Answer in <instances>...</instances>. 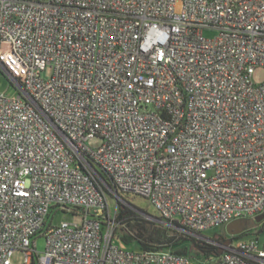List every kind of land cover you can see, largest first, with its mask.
<instances>
[{
  "label": "built area",
  "instance_id": "obj_1",
  "mask_svg": "<svg viewBox=\"0 0 264 264\" xmlns=\"http://www.w3.org/2000/svg\"><path fill=\"white\" fill-rule=\"evenodd\" d=\"M257 66L264 0H0V73L17 89L0 92V264H264L257 237L202 235L264 213ZM119 193L222 253L118 246Z\"/></svg>",
  "mask_w": 264,
  "mask_h": 264
},
{
  "label": "trees",
  "instance_id": "obj_2",
  "mask_svg": "<svg viewBox=\"0 0 264 264\" xmlns=\"http://www.w3.org/2000/svg\"><path fill=\"white\" fill-rule=\"evenodd\" d=\"M116 223L115 233L121 244L125 245L127 249L148 251L167 248L197 261L219 255L217 244L209 243L184 232L171 234L170 228L142 218L120 202H117ZM262 231H264V217L254 227L230 237L234 239L248 233L259 234ZM227 237H229L228 234L226 236L219 235L211 240L222 244Z\"/></svg>",
  "mask_w": 264,
  "mask_h": 264
},
{
  "label": "rangeland",
  "instance_id": "obj_3",
  "mask_svg": "<svg viewBox=\"0 0 264 264\" xmlns=\"http://www.w3.org/2000/svg\"><path fill=\"white\" fill-rule=\"evenodd\" d=\"M216 34V30H210L207 29L204 31V36L206 37H213ZM51 75V69L48 68L46 71L42 73L43 77H48ZM251 79L254 83L259 84L264 81V67L257 66L254 69V72L251 76ZM0 92H3L5 96L11 97L17 94V89L15 86L9 83V79L0 73ZM101 139L98 137H94L89 139L86 144L89 147H97L100 145ZM108 205L109 208L113 211L115 209V206L117 202H120L122 204H125L127 207H129L131 210L135 211L139 216L142 218L155 222L159 225L165 226L170 228L171 234H177L181 233L182 231L176 228L175 225L169 224L167 222H161L159 217V212L156 210V208L144 197L135 195L132 193H119L117 197L115 196H108ZM81 214H72V213H58L54 216L52 219V225H57L59 222L65 220L68 222L73 223H80L81 221ZM202 235L212 239L219 235H227L226 233V226H218L215 228L207 229L202 232ZM193 236V235H192ZM195 237V236H194ZM230 237V236H229ZM250 237H257L261 242L264 241V231L260 232L259 234H246L242 235L240 237L231 239L233 243L239 241V240H246ZM114 243L118 246L125 247V245H122L117 235L114 237ZM36 249L37 251H42L45 246V238L43 236H38L36 238ZM133 248V247H128ZM167 249V248H166ZM211 257H215L214 255ZM23 261V254L20 251H15L10 258V264H22Z\"/></svg>",
  "mask_w": 264,
  "mask_h": 264
},
{
  "label": "water",
  "instance_id": "obj_4",
  "mask_svg": "<svg viewBox=\"0 0 264 264\" xmlns=\"http://www.w3.org/2000/svg\"><path fill=\"white\" fill-rule=\"evenodd\" d=\"M263 217H264V213L251 218H241V219L233 220L226 225V233L229 236L237 235L245 230L254 227ZM230 242H231V237H227V239L221 245L227 246L229 245ZM222 251H223V247L219 246L218 253L221 254Z\"/></svg>",
  "mask_w": 264,
  "mask_h": 264
}]
</instances>
